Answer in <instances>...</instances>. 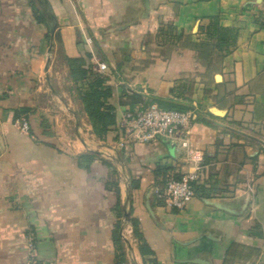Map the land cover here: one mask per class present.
Masks as SVG:
<instances>
[{
  "label": "crops",
  "instance_id": "crops-1",
  "mask_svg": "<svg viewBox=\"0 0 264 264\" xmlns=\"http://www.w3.org/2000/svg\"><path fill=\"white\" fill-rule=\"evenodd\" d=\"M214 18L237 31L229 50L176 47L180 36L210 43ZM95 76L114 114L104 140L81 92ZM152 96L198 112L189 136L204 155L203 176L184 210L153 193L189 169L177 142L118 146L124 114ZM88 153L91 161L79 157ZM152 257L264 264V0H0V264Z\"/></svg>",
  "mask_w": 264,
  "mask_h": 264
},
{
  "label": "built area",
  "instance_id": "built-area-1",
  "mask_svg": "<svg viewBox=\"0 0 264 264\" xmlns=\"http://www.w3.org/2000/svg\"><path fill=\"white\" fill-rule=\"evenodd\" d=\"M100 70L108 68L106 63L99 64ZM196 108L188 110L163 109L157 104L141 105L135 111H129L120 120L122 130L118 143L125 147L128 141L149 143L160 138L177 142L184 152V161L189 169L179 177H168L153 188L158 203L166 208L184 210L195 196L194 185L202 180L204 155L190 142V128L196 121ZM29 124L23 119L20 130L27 132ZM24 264H36L32 261Z\"/></svg>",
  "mask_w": 264,
  "mask_h": 264
},
{
  "label": "trees",
  "instance_id": "trees-1",
  "mask_svg": "<svg viewBox=\"0 0 264 264\" xmlns=\"http://www.w3.org/2000/svg\"><path fill=\"white\" fill-rule=\"evenodd\" d=\"M210 39L213 41L214 45L220 50H224L226 48L229 50L235 43L237 37V31L233 28H225L218 24L216 18L212 25H210ZM87 56L90 53L86 54ZM72 65L80 66L84 63V60L75 59L70 60ZM75 74V71L73 72ZM78 75L82 77H86L87 70L80 69L78 70ZM95 75V73H94ZM96 78H92L91 81L87 82L86 88L82 89V98L85 106V110L89 115L92 128L96 136L104 140L106 137L108 126L114 123V114L112 113V107L106 104L101 97L110 94V89L104 88L106 85V81L102 80L100 77L95 76ZM157 104L159 107L163 109H171V110H188L192 109L191 103L189 102H181L174 98L169 97H160V96H152V98L144 103V105ZM27 120V118H26ZM28 121V120H27ZM29 124V123H28ZM95 154H82L79 157H85L86 160L91 161ZM179 177V176H178ZM116 194L119 195V189L116 188ZM118 205L119 202H118ZM135 233V229H134ZM149 250V251H148ZM139 251L142 256L147 255L150 252V248H148L147 241L140 238ZM144 264H161L154 257L152 258H144Z\"/></svg>",
  "mask_w": 264,
  "mask_h": 264
},
{
  "label": "rangeland",
  "instance_id": "rangeland-1",
  "mask_svg": "<svg viewBox=\"0 0 264 264\" xmlns=\"http://www.w3.org/2000/svg\"><path fill=\"white\" fill-rule=\"evenodd\" d=\"M177 40H173L174 43H176V47H186V49L190 50V51H198L200 52V54H202L203 56H205V54H207L208 50L210 48H212V44L211 41L210 43L209 42H200V43H193L191 42L189 39H185L183 38L182 36L180 37H176ZM172 42V43H173ZM213 42V41H212ZM172 43H165V44H171L173 45ZM180 57V56H179ZM182 58V57H180ZM144 105V104H142ZM191 106H193V104H191ZM73 133V131H72ZM72 137L74 138L75 135L73 134ZM128 230H130V232H128V234H126L127 236H129L131 239H133V232L130 228H127Z\"/></svg>",
  "mask_w": 264,
  "mask_h": 264
},
{
  "label": "water",
  "instance_id": "water-1",
  "mask_svg": "<svg viewBox=\"0 0 264 264\" xmlns=\"http://www.w3.org/2000/svg\"><path fill=\"white\" fill-rule=\"evenodd\" d=\"M56 29H57V23H54L53 24V26H52V28H51V38H52V40H55L56 39V36H57V32H56ZM53 43L51 44V47H50V50H52L53 49ZM48 64L50 63V57L48 58ZM48 69V65L46 66V70ZM218 77H220V75H217L216 76V78L218 79ZM212 111L215 113V114H223V112L221 111V110H218V109H216V108H212ZM242 134H244L245 136H248V134H245V133H243V132H241ZM248 137H250V136H248ZM79 138L83 141V139H82V137H80L79 136ZM168 144H169V146L170 147H172L174 144L170 141V140H168ZM125 218H126V220H130V215H129V212L128 211H125ZM126 242L128 243V244H130V242H129V240L128 239H126ZM134 264H136V262L134 261Z\"/></svg>",
  "mask_w": 264,
  "mask_h": 264
}]
</instances>
